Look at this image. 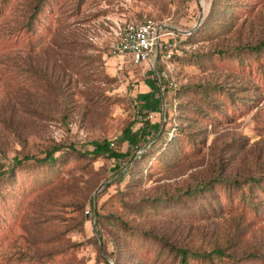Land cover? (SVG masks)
Segmentation results:
<instances>
[{
    "label": "rangeland",
    "instance_id": "rangeland-1",
    "mask_svg": "<svg viewBox=\"0 0 264 264\" xmlns=\"http://www.w3.org/2000/svg\"><path fill=\"white\" fill-rule=\"evenodd\" d=\"M145 18L174 31L121 63ZM263 40L264 0H0V264H264Z\"/></svg>",
    "mask_w": 264,
    "mask_h": 264
},
{
    "label": "built area",
    "instance_id": "built-area-1",
    "mask_svg": "<svg viewBox=\"0 0 264 264\" xmlns=\"http://www.w3.org/2000/svg\"><path fill=\"white\" fill-rule=\"evenodd\" d=\"M173 29L164 20L145 18L131 21L120 27L110 42L109 52L121 63L136 64L158 56V52L166 42ZM170 52L159 56L162 62L167 61ZM162 75L166 76L164 72ZM159 78L161 75L159 74ZM160 88L162 87L161 81ZM141 117V116H140Z\"/></svg>",
    "mask_w": 264,
    "mask_h": 264
},
{
    "label": "trees",
    "instance_id": "trees-1",
    "mask_svg": "<svg viewBox=\"0 0 264 264\" xmlns=\"http://www.w3.org/2000/svg\"><path fill=\"white\" fill-rule=\"evenodd\" d=\"M262 45H264V40L254 44L250 45L249 47L253 50H259L261 49ZM162 82V79H161ZM130 125L126 126L124 128V134L128 135L130 132ZM91 144L93 145V148L90 150H85L83 153L85 154H92V155H105L108 157H114L116 159L123 158L127 155V152L116 150L111 146V142L108 139L103 140H92ZM62 144H54L50 148H47L45 150L44 156H33V155H24L22 160L27 159H33L35 162H46L50 159H53L54 152L57 150H60L62 148ZM66 147L70 150H76L75 145L73 142H69L66 144ZM21 159H19L17 162H21ZM7 170H1L0 176L6 173ZM264 181V178H263ZM263 186V185H262ZM248 209H253V207L247 206ZM179 264H192L194 260L199 261V264H215L213 261V254L218 255H225V252H223L221 249H212L209 251H190L188 252L185 248H180L179 251Z\"/></svg>",
    "mask_w": 264,
    "mask_h": 264
},
{
    "label": "water",
    "instance_id": "water-1",
    "mask_svg": "<svg viewBox=\"0 0 264 264\" xmlns=\"http://www.w3.org/2000/svg\"><path fill=\"white\" fill-rule=\"evenodd\" d=\"M160 83V82H159Z\"/></svg>",
    "mask_w": 264,
    "mask_h": 264
}]
</instances>
